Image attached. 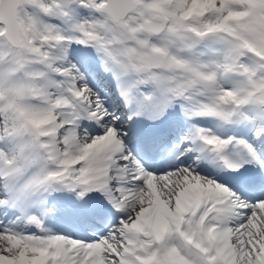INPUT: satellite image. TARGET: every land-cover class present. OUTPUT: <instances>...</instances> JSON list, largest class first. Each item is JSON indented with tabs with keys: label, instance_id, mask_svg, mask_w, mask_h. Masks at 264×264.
<instances>
[{
	"label": "snow or ice",
	"instance_id": "obj_1",
	"mask_svg": "<svg viewBox=\"0 0 264 264\" xmlns=\"http://www.w3.org/2000/svg\"><path fill=\"white\" fill-rule=\"evenodd\" d=\"M0 264H264V0H0Z\"/></svg>",
	"mask_w": 264,
	"mask_h": 264
}]
</instances>
